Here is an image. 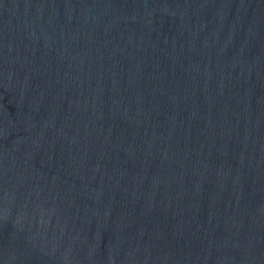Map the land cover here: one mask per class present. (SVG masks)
<instances>
[{
  "label": "water",
  "instance_id": "water-1",
  "mask_svg": "<svg viewBox=\"0 0 264 264\" xmlns=\"http://www.w3.org/2000/svg\"><path fill=\"white\" fill-rule=\"evenodd\" d=\"M0 264H264V0H0Z\"/></svg>",
  "mask_w": 264,
  "mask_h": 264
}]
</instances>
